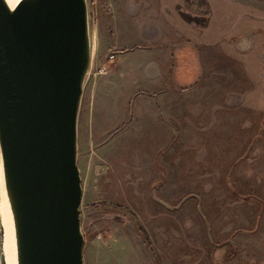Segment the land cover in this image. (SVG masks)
Here are the masks:
<instances>
[{"label":"rangeland","instance_id":"1","mask_svg":"<svg viewBox=\"0 0 264 264\" xmlns=\"http://www.w3.org/2000/svg\"><path fill=\"white\" fill-rule=\"evenodd\" d=\"M120 1L88 0L84 264H264V0ZM122 15L135 45L117 52ZM180 47L200 63L193 85L145 76L142 50Z\"/></svg>","mask_w":264,"mask_h":264},{"label":"water","instance_id":"2","mask_svg":"<svg viewBox=\"0 0 264 264\" xmlns=\"http://www.w3.org/2000/svg\"><path fill=\"white\" fill-rule=\"evenodd\" d=\"M91 64L88 0H0V162L16 264H84L77 137Z\"/></svg>","mask_w":264,"mask_h":264},{"label":"crops","instance_id":"3","mask_svg":"<svg viewBox=\"0 0 264 264\" xmlns=\"http://www.w3.org/2000/svg\"><path fill=\"white\" fill-rule=\"evenodd\" d=\"M118 3L119 9L121 8L123 12L126 10L124 13L129 14L130 2L121 0ZM117 17H119V15ZM130 20L128 15H122L117 21L113 19L112 48L117 52L129 49L131 46L135 45L131 40L133 33ZM176 49V57L172 50L167 51L169 52L168 54L161 48L153 49L154 51L149 52L142 50L143 60L149 61V64L144 68L145 76H147V78H153V76L156 78L166 76L169 82L179 88L193 85L201 72L200 63L194 49L193 47H180L179 50L178 48ZM177 56L179 59H177Z\"/></svg>","mask_w":264,"mask_h":264},{"label":"bare ground","instance_id":"4","mask_svg":"<svg viewBox=\"0 0 264 264\" xmlns=\"http://www.w3.org/2000/svg\"><path fill=\"white\" fill-rule=\"evenodd\" d=\"M20 0H7L11 6H15ZM0 215L4 226V254L7 264H16L14 233L9 207L6 201L2 168L0 162Z\"/></svg>","mask_w":264,"mask_h":264}]
</instances>
